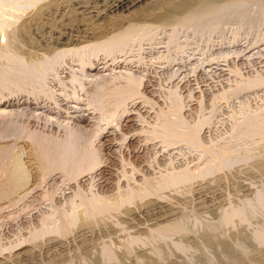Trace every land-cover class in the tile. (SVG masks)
I'll list each match as a JSON object with an SVG mask.
<instances>
[{
	"label": "rangeland",
	"instance_id": "rangeland-1",
	"mask_svg": "<svg viewBox=\"0 0 264 264\" xmlns=\"http://www.w3.org/2000/svg\"><path fill=\"white\" fill-rule=\"evenodd\" d=\"M48 1L0 0V264H264V0L36 49Z\"/></svg>",
	"mask_w": 264,
	"mask_h": 264
},
{
	"label": "bare ground",
	"instance_id": "bare-ground-1",
	"mask_svg": "<svg viewBox=\"0 0 264 264\" xmlns=\"http://www.w3.org/2000/svg\"><path fill=\"white\" fill-rule=\"evenodd\" d=\"M203 1H205V0H203ZM198 2H200V4H201L202 0H51V1H48L47 3H45L46 5H44V7L39 8L38 11L35 13V15L34 16L32 15L33 16L32 18L28 17L27 23L24 22L25 24H22V25H23L24 30L26 31V34L28 33L27 36L29 35L30 38H33V43L31 44L29 42L31 44L29 46L33 45L32 47H36V49L38 47V48H42L43 50H45V49L54 50V49H57L60 47L62 48L64 46H70L71 45V46L75 47V45L76 46L82 45V44H85V43H88L91 41L96 42L102 38H107V36L114 34L115 31L120 30L123 25L128 26V25H131L133 23H140V22L144 23V21L149 22L151 20L162 21V22L167 21L168 22V19L172 15L174 17V15H176L180 11L185 12V10H188V7L190 5L192 8L193 7L192 4L194 5V3L197 4ZM30 28L33 30V33L30 32ZM29 33L33 34L34 36L32 37ZM91 66H92V64H91ZM167 81H168V79H167ZM5 100L2 102V104H4L6 102ZM122 108H123V106H122ZM3 112H1L2 114L0 113L1 117H2V115L4 116ZM18 132H19V130L17 131V133L13 132L14 135L15 134L17 135V138H18V134H19ZM21 135L22 134H19V138ZM49 136H51V135H49ZM40 138H38L39 140H37V138H34V140H32V142H30V144H33L35 146L36 151H37V148H39V151L35 152L36 153L35 160L37 159L36 161H38V163L40 162L39 164L42 165V163L46 159H50V161H51V158H49L50 157L49 155H51V157L56 156L55 154L52 155L51 152L54 151V150L52 151L53 147H54L53 149H55V147H56L55 151H57L58 145L53 146L52 143L48 142L49 140L45 141V142L40 141L41 140ZM22 139H23V136H22ZM61 139H63V138H61ZM20 140H21V138H20ZM16 141H17V139H16ZM47 142L49 144H52L50 146L51 150H49L50 149L49 146H48L49 149L47 148V144H48ZM33 145H31V146H33ZM46 148L49 151H51V152L48 151L50 154L46 151ZM57 158H59V156ZM55 160H57V159H55ZM55 160H54V162H55ZM46 162H48V160ZM46 164H48V163H46ZM44 165H43V167H44ZM18 170H19V168H18ZM22 173H20V174H22ZM5 174H6L5 179H7L8 183L11 184V182H13L12 185H14L15 187L17 186V185H15V183L21 184V182L24 180V179H22L20 174H18L17 172H15L13 169H10V168L7 170V172Z\"/></svg>",
	"mask_w": 264,
	"mask_h": 264
}]
</instances>
